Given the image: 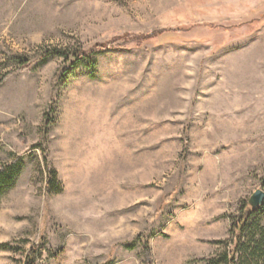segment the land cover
Returning <instances> with one entry per match:
<instances>
[{
    "label": "rangeland",
    "instance_id": "1",
    "mask_svg": "<svg viewBox=\"0 0 264 264\" xmlns=\"http://www.w3.org/2000/svg\"><path fill=\"white\" fill-rule=\"evenodd\" d=\"M5 75L0 264H195L262 187L264 0H0Z\"/></svg>",
    "mask_w": 264,
    "mask_h": 264
},
{
    "label": "trees",
    "instance_id": "2",
    "mask_svg": "<svg viewBox=\"0 0 264 264\" xmlns=\"http://www.w3.org/2000/svg\"><path fill=\"white\" fill-rule=\"evenodd\" d=\"M164 31L158 34L163 35ZM155 34L145 35L141 40L154 38ZM106 51L105 46L97 45L88 51H77L76 53L57 52L62 55L65 62L70 63L73 68L81 62L87 55H98ZM70 69L63 70L61 76L67 78L70 75ZM9 74V73H8ZM8 75H5L0 83ZM45 165L49 168L48 158H45ZM24 167L22 158L15 157L9 164L0 163V196L11 189ZM50 181H58V174L54 168H49ZM49 181V182H50ZM264 190V178L262 187ZM220 249L213 255L198 259L195 264H264V203L256 208H250L248 201L240 207V215L233 217L231 224V239L219 241ZM2 248H10L9 244H2ZM34 253V250L31 251ZM147 255L149 250L146 249ZM30 261L28 264H31Z\"/></svg>",
    "mask_w": 264,
    "mask_h": 264
},
{
    "label": "water",
    "instance_id": "3",
    "mask_svg": "<svg viewBox=\"0 0 264 264\" xmlns=\"http://www.w3.org/2000/svg\"><path fill=\"white\" fill-rule=\"evenodd\" d=\"M264 203V190L262 188L257 189L248 199L250 208L256 209Z\"/></svg>",
    "mask_w": 264,
    "mask_h": 264
}]
</instances>
